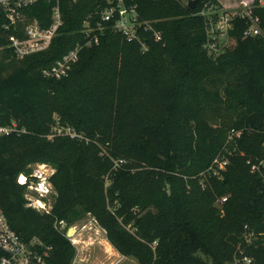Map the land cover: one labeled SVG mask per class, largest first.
<instances>
[{
    "label": "trees",
    "instance_id": "trees-1",
    "mask_svg": "<svg viewBox=\"0 0 264 264\" xmlns=\"http://www.w3.org/2000/svg\"><path fill=\"white\" fill-rule=\"evenodd\" d=\"M137 1L163 32L147 50L111 27H95L99 42L86 45L85 22L100 20L97 0H60L59 33L23 58L9 46L23 32L0 26L8 69L0 75V128H8L0 130V203L8 220L25 239L53 245L51 264L76 255L55 222L83 213L140 264H241L244 256L264 264V179L248 162L264 155V3L253 7L262 33L244 37L248 22L237 16L234 45L214 55L197 9ZM53 4L38 0L27 12L46 26ZM77 44L67 75L44 74ZM54 126L71 131L52 136ZM233 129L240 136L230 138ZM217 155L228 159L220 174L211 167ZM38 162L54 169L48 212L26 196Z\"/></svg>",
    "mask_w": 264,
    "mask_h": 264
},
{
    "label": "built area",
    "instance_id": "built-area-1",
    "mask_svg": "<svg viewBox=\"0 0 264 264\" xmlns=\"http://www.w3.org/2000/svg\"><path fill=\"white\" fill-rule=\"evenodd\" d=\"M38 0H0V26L4 29L13 28L23 32V35L12 33L9 36L10 46L17 58H23L33 52L41 51L50 46L53 38L57 36L60 28L64 24V16L61 8L60 0H54L51 9V20L48 25L44 26L37 17H31L27 8ZM97 13L100 15V20L97 25L91 26L89 21L85 22L83 28L88 37L86 45L92 46L99 42L98 34L91 33L98 28L104 32L107 27L120 32L130 41L140 43L143 50H147L150 46L149 41H158L162 39L163 32L157 27L156 21L145 18L139 8L137 0H97ZM189 6L190 0H178ZM190 7V6H189ZM194 9L197 13L203 15L207 23L208 38L205 46L209 52L218 55L219 47H225L228 44L225 42L232 39L230 31L234 27V19L237 16L245 18L248 22L247 28L244 30V37L257 36L262 33L260 26V17L255 14L253 7L246 4V7L237 11H221L220 5H214L210 2H204L199 6V0ZM96 27V28H95ZM224 42L221 44V40ZM82 45L77 44L74 48L68 51L62 58L58 59L51 67L44 69L46 76L62 78L67 75L72 67V62L79 58V51ZM0 130L8 132L7 127H1ZM75 134V133H72ZM241 132L232 130L230 138L240 136ZM264 146V140H263ZM123 162V159L119 160ZM228 159L223 155H217L211 165L214 173L220 174L222 169L226 168ZM251 170L259 173L264 179V155L257 156L256 159H249ZM41 167H46L47 163L39 164ZM52 173V172H51ZM49 172H32L34 178L39 179L35 182L32 179L28 183V176L22 180L20 174L18 180L21 183H28L29 187H34L40 193H47L52 188V182ZM227 196H222L221 202L225 201ZM29 204H31L29 202ZM32 205V204H31ZM52 207V206H51ZM45 211H50L51 208L45 207ZM65 220L55 222V226L62 230ZM53 245L46 243L39 236H33L30 239H25L20 232L14 229L5 213L4 208L0 203V264H51V255ZM244 260L249 263L252 258L244 256Z\"/></svg>",
    "mask_w": 264,
    "mask_h": 264
},
{
    "label": "rangeland",
    "instance_id": "rangeland-1",
    "mask_svg": "<svg viewBox=\"0 0 264 264\" xmlns=\"http://www.w3.org/2000/svg\"><path fill=\"white\" fill-rule=\"evenodd\" d=\"M221 11H237L246 7V4L254 7L256 4L255 0H219ZM264 0H259L258 4H263ZM228 45H234V40L224 39ZM221 40V44L224 42ZM224 47H219L218 52L225 51ZM4 58V48L0 46V75L6 74L8 69L3 67ZM71 131L69 127L54 126L52 131V136L55 132L63 133ZM41 163H32L31 167L33 172H51L54 171L50 164H47L46 167H41ZM20 176V175H19ZM19 178V177H18ZM39 178L36 176L32 178V181L35 182ZM109 181H106L108 185ZM56 190L52 184V188L47 193H40L34 187L27 186L26 196L30 200V203L39 210H44L45 207L51 208ZM70 227H74L76 232L72 235H69L68 231ZM62 230L66 232V235L69 237L73 245L75 246L76 255L72 264H140L138 260L133 256L124 257L122 253L113 246L109 241L106 235L105 229L97 222V220L89 213H83L81 217L74 220L72 223H65L61 227ZM246 239L253 240L254 232L252 230L246 231ZM241 264H249L244 260ZM252 261V260H251ZM240 264V263H238Z\"/></svg>",
    "mask_w": 264,
    "mask_h": 264
},
{
    "label": "water",
    "instance_id": "water-1",
    "mask_svg": "<svg viewBox=\"0 0 264 264\" xmlns=\"http://www.w3.org/2000/svg\"><path fill=\"white\" fill-rule=\"evenodd\" d=\"M197 2H198V0H190V2H189V6H190V8H192V9L195 8ZM9 46H10V44H9ZM72 228H73V227H70V229H69V231H68L69 235H70V231H71Z\"/></svg>",
    "mask_w": 264,
    "mask_h": 264
},
{
    "label": "bare ground",
    "instance_id": "bare-ground-1",
    "mask_svg": "<svg viewBox=\"0 0 264 264\" xmlns=\"http://www.w3.org/2000/svg\"><path fill=\"white\" fill-rule=\"evenodd\" d=\"M21 179L24 180L25 179V174L21 176ZM76 229L73 227L70 231V235L74 234L76 231Z\"/></svg>",
    "mask_w": 264,
    "mask_h": 264
},
{
    "label": "crops",
    "instance_id": "crops-1",
    "mask_svg": "<svg viewBox=\"0 0 264 264\" xmlns=\"http://www.w3.org/2000/svg\"><path fill=\"white\" fill-rule=\"evenodd\" d=\"M124 257H126V255L122 254Z\"/></svg>",
    "mask_w": 264,
    "mask_h": 264
}]
</instances>
